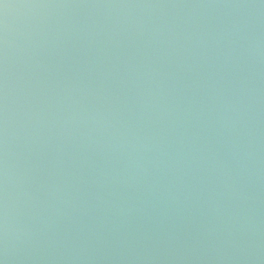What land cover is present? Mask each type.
<instances>
[{"label":"water","instance_id":"water-1","mask_svg":"<svg viewBox=\"0 0 264 264\" xmlns=\"http://www.w3.org/2000/svg\"><path fill=\"white\" fill-rule=\"evenodd\" d=\"M0 264H264V0H0Z\"/></svg>","mask_w":264,"mask_h":264}]
</instances>
